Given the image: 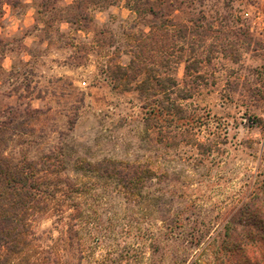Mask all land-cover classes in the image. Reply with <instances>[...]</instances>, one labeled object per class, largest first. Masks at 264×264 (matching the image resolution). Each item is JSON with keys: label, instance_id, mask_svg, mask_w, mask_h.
<instances>
[{"label": "rangeland", "instance_id": "1", "mask_svg": "<svg viewBox=\"0 0 264 264\" xmlns=\"http://www.w3.org/2000/svg\"><path fill=\"white\" fill-rule=\"evenodd\" d=\"M168 1L159 11L173 23L168 68L176 94L190 96L155 127L146 125L137 93L107 78V65L129 57L122 32L142 27L128 29L137 16L125 0L90 10L98 24L88 37L86 24L46 45L28 47L24 28L10 32L0 20V106L29 116L31 136L41 134L45 147L59 140L68 167L76 157L105 158L152 172L130 192L116 175H77L92 182L97 221L94 241L82 234L80 264H228L216 252L225 225L264 188V0ZM51 30L36 33L42 40ZM51 224L43 216L35 228Z\"/></svg>", "mask_w": 264, "mask_h": 264}, {"label": "trees", "instance_id": "2", "mask_svg": "<svg viewBox=\"0 0 264 264\" xmlns=\"http://www.w3.org/2000/svg\"><path fill=\"white\" fill-rule=\"evenodd\" d=\"M82 1L74 6L73 0L48 16L85 26L91 21L89 11L100 8L102 0H85L89 5L84 7ZM18 3L19 0H0V17L6 5ZM160 5L161 0H125L124 7L137 16L128 29L142 27L138 34L122 32L129 38L123 43L129 52L127 61L106 66L111 86L136 92L145 110V123L150 126L147 121H153V127L160 116H170L178 106L177 99L190 96V92H175L177 81L168 68L173 59L167 52L172 48L173 23L172 18L160 20ZM166 5L171 7V0ZM15 110L11 105L0 106V264H80L82 234L94 241L97 221L92 210V182L79 181L77 175L88 179L92 175H116L122 179L119 184L125 192H130L133 182L144 181L152 172L148 168L125 171L126 166L121 167L120 162L105 158L76 157L71 160L73 166L68 167L63 144L57 140L45 147L41 134L31 136L36 126L29 116L17 119L21 114ZM22 113H28L27 109L23 108ZM71 128L72 125L68 127ZM43 216L52 217V224L38 232L35 223ZM53 230L57 232L55 236ZM222 235L216 252L228 264H264V188L244 204L234 221L226 223Z\"/></svg>", "mask_w": 264, "mask_h": 264}, {"label": "crops", "instance_id": "3", "mask_svg": "<svg viewBox=\"0 0 264 264\" xmlns=\"http://www.w3.org/2000/svg\"><path fill=\"white\" fill-rule=\"evenodd\" d=\"M73 3V0H19V3L15 6L6 5L4 7V13L0 17V20L7 19L9 21V30L10 32L21 31L24 28V33L22 34L20 40H25L26 45L29 47L30 44L35 42H41L43 45L53 43L55 38V42H58L60 37L70 32L72 27H76L73 30L80 31V27L76 24H72L65 20L64 18H59L58 16L50 17L48 23L39 18V14H46L48 16L49 12L62 10L66 6ZM19 7V8H18ZM17 9H20L17 10ZM16 12V14H15ZM17 12L19 14H17ZM45 15V16H46ZM98 24L97 20L92 19L88 23V28L86 29V37H88L89 33L92 31L95 33V30L92 26H96ZM49 27L52 28L50 35H46L42 40L39 39L40 36L36 33L37 31H41V27ZM3 29L0 25V31ZM91 39V38H90ZM57 46L58 43H57ZM64 45H60L61 48ZM28 55V54H27ZM29 56V55H28Z\"/></svg>", "mask_w": 264, "mask_h": 264}]
</instances>
